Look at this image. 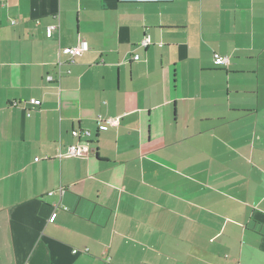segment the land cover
Wrapping results in <instances>:
<instances>
[{
	"label": "crops",
	"instance_id": "0c3cea01",
	"mask_svg": "<svg viewBox=\"0 0 264 264\" xmlns=\"http://www.w3.org/2000/svg\"><path fill=\"white\" fill-rule=\"evenodd\" d=\"M0 264H264V0H0Z\"/></svg>",
	"mask_w": 264,
	"mask_h": 264
},
{
	"label": "built area",
	"instance_id": "2783aa9c",
	"mask_svg": "<svg viewBox=\"0 0 264 264\" xmlns=\"http://www.w3.org/2000/svg\"><path fill=\"white\" fill-rule=\"evenodd\" d=\"M57 28L56 25H50L47 27V36L50 37L52 35L53 30H55ZM140 45L143 47H147L150 45V40L148 37H144L141 41H140ZM88 49V43L85 40H79L78 43L72 47L69 48H65L63 51L69 56L70 61H72V59L75 56L80 55L82 52H84L85 50ZM133 59L137 60L139 59L138 55H134ZM214 61L217 64H221V65H228L229 63V59L227 57L221 56L217 53L214 54ZM62 64V62L58 61L57 65L58 67ZM60 77V71L58 70V78ZM48 81H54V77L52 75H48L47 76ZM31 102L33 103L34 100H31ZM102 119H98L97 120V124H101L102 123ZM107 121L111 124V125H118V119L117 118H108ZM71 134L73 137H79L80 136V131L79 130H72ZM84 134H88V132H84ZM91 152V147L89 142H76V143H72L70 145H68L65 149L64 152H59L58 157H87ZM49 195H51V193H49ZM76 252V251H74Z\"/></svg>",
	"mask_w": 264,
	"mask_h": 264
}]
</instances>
